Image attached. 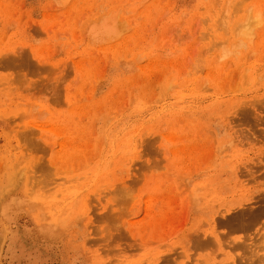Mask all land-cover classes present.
<instances>
[{"label": "rangeland", "instance_id": "rangeland-1", "mask_svg": "<svg viewBox=\"0 0 264 264\" xmlns=\"http://www.w3.org/2000/svg\"><path fill=\"white\" fill-rule=\"evenodd\" d=\"M252 262L264 0H0V264Z\"/></svg>", "mask_w": 264, "mask_h": 264}, {"label": "bare ground", "instance_id": "bare-ground-1", "mask_svg": "<svg viewBox=\"0 0 264 264\" xmlns=\"http://www.w3.org/2000/svg\"><path fill=\"white\" fill-rule=\"evenodd\" d=\"M262 205H263V204H262ZM236 212H237V211H236ZM236 212H234V214H235ZM245 212H246V210H245ZM247 212H248V211H247ZM256 212H257V211H256ZM260 212H261V211H260ZM244 214H245V213H244ZM256 214H257V213H256ZM259 214L261 215V213H259ZM236 215H237V214H236ZM236 215H235V216H236ZM257 215H258V214H257ZM260 215H259V216H260ZM251 216H252V215H251ZM225 217H226V216H225ZM231 217H232V216H231ZM231 217H230V218H231ZM252 217H253V216H252ZM233 218H234V217H233ZM236 218H237V217H236ZM243 218H244V217H243ZM225 219H226V218H225ZM225 219H223V220H225ZM231 219H232V218H231ZM231 219H230V220H231ZM234 219H235V218H234ZM253 219H254V220L256 219L255 216H254ZM227 220H228V219H227ZM237 220L239 221L238 218H237ZM247 220H248V219H247ZM221 221H222V220H221ZM240 221H241V220H240ZM228 222H229V221H228ZM235 222H237L236 219H235ZM241 222H242V221H241ZM241 222H239V223H241ZM248 222H249V220H248ZM223 223H224V222H223ZM223 223H222V224H223ZM226 223H227V222H226ZM231 223H233V222H231ZM220 224H221V223H220ZM228 224H229V223H228ZM228 224H227V225H228ZM233 224H234V223H233ZM235 224H236V223H235ZM248 224H249V223H248ZM248 224H247V225H248ZM237 226H238V225H237ZM237 226H236V227H237ZM241 226H242V225H241ZM245 226H246V225H245ZM228 227H229V226H228ZM230 227H233V226L231 225ZM237 228H239V227H237ZM237 230H239V229H237ZM208 239H210V238H208ZM225 239H226V238H225ZM213 241H214V240H213ZM225 241H226V240H225ZM214 242H215V241H214ZM223 242H224V241H223ZM199 243H200V242H198L197 244H199ZM235 243H236V242H235ZM202 244H203V242H202L200 245L202 246ZM204 244H205V243H204ZM214 244H216V243H214ZM220 245H221V244H220ZM226 245H227V244H226ZM240 245H241V244H240ZM245 246H246V245H245ZM214 247H215V249H216V246H214ZM214 247H213L212 249H214ZM202 248H203V246H202ZM208 248H209V245H208ZM208 248H207V249H208ZM204 249H205V248H204ZM195 254H196V253H195ZM192 258H193V257H192ZM197 259H198V258H197ZM246 259H248V258H246ZM246 259L243 260V262H244V261H245V262L248 261V260H246ZM239 260H240V259H239ZM237 262H239V261H237ZM240 263H242V262H240ZM248 263H249V262H248ZM248 263H247V264H248ZM252 263H253V262H252ZM253 264H254V263H253Z\"/></svg>", "mask_w": 264, "mask_h": 264}]
</instances>
